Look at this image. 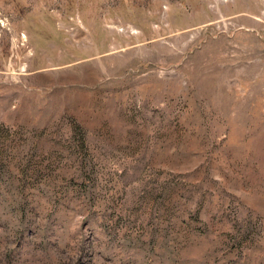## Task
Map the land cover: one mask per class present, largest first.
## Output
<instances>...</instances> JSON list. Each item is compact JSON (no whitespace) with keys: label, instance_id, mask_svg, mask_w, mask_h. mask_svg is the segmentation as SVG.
Returning a JSON list of instances; mask_svg holds the SVG:
<instances>
[{"label":"rangeland","instance_id":"rangeland-1","mask_svg":"<svg viewBox=\"0 0 264 264\" xmlns=\"http://www.w3.org/2000/svg\"><path fill=\"white\" fill-rule=\"evenodd\" d=\"M0 264H264V0H0Z\"/></svg>","mask_w":264,"mask_h":264}]
</instances>
